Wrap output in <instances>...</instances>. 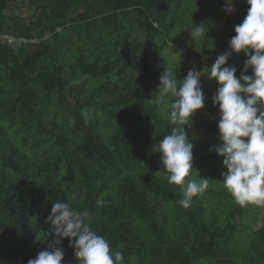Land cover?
Wrapping results in <instances>:
<instances>
[{
  "label": "trees",
  "instance_id": "trees-1",
  "mask_svg": "<svg viewBox=\"0 0 264 264\" xmlns=\"http://www.w3.org/2000/svg\"><path fill=\"white\" fill-rule=\"evenodd\" d=\"M248 7L246 0H0V34L38 39L32 47L0 45V264H27L56 246L44 235L56 202L88 211L123 264H264V206L234 201L222 183L223 157L210 151L220 143L214 80L201 76L204 108L185 127L194 145L186 179H209L189 207L179 205L181 188L168 183L155 152L173 127L170 106L157 98L162 66L180 81L189 69L210 68L229 51ZM191 24L206 27L205 39L176 34ZM246 58L233 53L225 66L239 78ZM59 247L61 264H78L67 238Z\"/></svg>",
  "mask_w": 264,
  "mask_h": 264
},
{
  "label": "clouds",
  "instance_id": "clouds-1",
  "mask_svg": "<svg viewBox=\"0 0 264 264\" xmlns=\"http://www.w3.org/2000/svg\"><path fill=\"white\" fill-rule=\"evenodd\" d=\"M248 10L243 21L234 27L224 54L219 55L210 68L189 69L182 81L176 71L165 68L160 76L157 98L173 125L169 134L156 144L155 152L163 165L169 184L179 186L182 199L179 205L187 208L192 198L202 194L209 179H186L193 169V143L187 138L185 127H191L192 117L204 108L201 76L214 80L217 89L212 97L218 106V139L216 154L223 157L226 171L221 173L224 187L241 207L264 206V0H246ZM226 11H231L227 8ZM192 40L205 39L206 27L191 24ZM243 52L246 60L239 78L234 66H225L230 55ZM179 55V53H177ZM251 69V75L245 73ZM89 212L77 210L69 203H52L47 217L54 245L40 251L27 264H61L64 251L59 245L64 238L74 250L78 264H123L121 251H113L108 241L91 227Z\"/></svg>",
  "mask_w": 264,
  "mask_h": 264
},
{
  "label": "rangeland",
  "instance_id": "rangeland-1",
  "mask_svg": "<svg viewBox=\"0 0 264 264\" xmlns=\"http://www.w3.org/2000/svg\"><path fill=\"white\" fill-rule=\"evenodd\" d=\"M203 1H205L206 3H209V4H212L213 5L218 0H203ZM23 10L25 11V9H22V10H20V12L18 14L23 16ZM229 12H230V14H234L235 13V8H231V11H229ZM24 14H25V12H24ZM176 34H179L182 37H185V36H187V34H189V32L187 31L186 28L179 27V29L176 32ZM165 68H167L169 70H172L173 72L176 71L175 68H169V67H166V66H162V68H161L162 69V72L165 70ZM252 221H253V214H248V215L245 216L244 225H243L241 231L239 232V236H238L240 242L243 243V242L247 241V239L249 237L250 225H251Z\"/></svg>",
  "mask_w": 264,
  "mask_h": 264
},
{
  "label": "built area",
  "instance_id": "built-area-1",
  "mask_svg": "<svg viewBox=\"0 0 264 264\" xmlns=\"http://www.w3.org/2000/svg\"><path fill=\"white\" fill-rule=\"evenodd\" d=\"M16 13L18 14L19 11ZM38 43V39L23 37V36H13L7 33L0 34V45L6 46H27L32 47L33 45Z\"/></svg>",
  "mask_w": 264,
  "mask_h": 264
}]
</instances>
